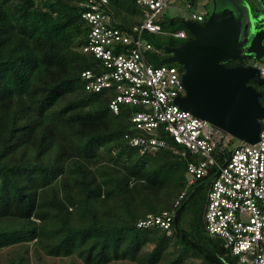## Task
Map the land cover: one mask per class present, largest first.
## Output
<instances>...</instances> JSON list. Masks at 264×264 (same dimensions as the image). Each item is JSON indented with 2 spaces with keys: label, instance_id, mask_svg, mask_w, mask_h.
<instances>
[{
  "label": "trees",
  "instance_id": "obj_1",
  "mask_svg": "<svg viewBox=\"0 0 264 264\" xmlns=\"http://www.w3.org/2000/svg\"><path fill=\"white\" fill-rule=\"evenodd\" d=\"M107 1L112 28L130 33L142 22L136 0ZM84 3L0 0V264H238L204 230L205 195L188 205L208 186L187 185L198 157L162 128H137L140 105L114 114L112 93L85 90L81 73L98 61L81 51L91 29ZM162 28L186 30L178 18ZM164 37L149 40L155 67L185 42ZM254 88L264 107V84ZM155 136L165 146L141 153ZM163 212L175 215L170 237L137 227Z\"/></svg>",
  "mask_w": 264,
  "mask_h": 264
},
{
  "label": "built area",
  "instance_id": "obj_2",
  "mask_svg": "<svg viewBox=\"0 0 264 264\" xmlns=\"http://www.w3.org/2000/svg\"><path fill=\"white\" fill-rule=\"evenodd\" d=\"M176 1L136 0L142 22L129 33L110 26L107 0H85L87 10L82 18L91 29L82 52L98 61L96 72L81 73L85 90L112 93L108 107L114 114L121 104L142 106L131 118L137 128H162L176 144L196 155L198 160L187 167L188 186L198 180L208 181L202 214L206 234L220 240L238 264H264V118L259 119L260 133L255 144L240 142L224 155L227 135L175 104L176 98L184 95L181 74L175 66L155 67L149 62L150 53L156 50L144 35L186 39L185 30L162 28V22L174 19L165 17L163 11ZM184 4L189 10L194 5L189 1ZM189 19L201 22L203 14L191 13ZM259 71L264 78V68L259 67ZM142 143L141 139L133 140L134 146ZM163 146L165 142L155 136L140 152L154 153ZM218 155H223L222 161ZM184 195L183 192L179 200ZM173 219V212L148 215L137 227L155 226L170 237Z\"/></svg>",
  "mask_w": 264,
  "mask_h": 264
},
{
  "label": "water",
  "instance_id": "obj_3",
  "mask_svg": "<svg viewBox=\"0 0 264 264\" xmlns=\"http://www.w3.org/2000/svg\"><path fill=\"white\" fill-rule=\"evenodd\" d=\"M227 1L237 9V16L225 9L216 13L214 4L203 25L183 21L192 38L177 47H166L164 51L171 56L163 63L182 66L184 96L175 100L181 110L253 145L259 139L264 107L259 102L261 93L247 83L263 85L264 78L257 67L225 64L234 59L260 62L264 58V29L252 23L249 41H240L242 12L236 1Z\"/></svg>",
  "mask_w": 264,
  "mask_h": 264
},
{
  "label": "rangeland",
  "instance_id": "obj_4",
  "mask_svg": "<svg viewBox=\"0 0 264 264\" xmlns=\"http://www.w3.org/2000/svg\"><path fill=\"white\" fill-rule=\"evenodd\" d=\"M186 1H190V2L192 1L194 3L193 8L191 10L186 8V5L184 4ZM218 1H219V6L216 10V13L220 12L223 8H225V10H232V8L234 7V5L231 2H228L227 0H218ZM234 1L237 2L238 6L239 5L247 6L248 3L256 2L255 0H234ZM211 6H212V0H177L176 3L172 4V7H168L163 11V15L167 18L173 17V18H178L179 20H184V19H189L191 17V13L202 14L203 12H210ZM155 37H158L160 41L165 42V37L162 35H154V36L147 35V34L144 35V39H148L150 41H153V40L155 41L156 40ZM166 64L173 65L172 62L164 63L161 65H166ZM256 66L264 68V58L260 62L256 63ZM227 142H229V144ZM239 143L240 142L237 139L227 135L226 141L224 142V147L228 149V151H230L232 148H234ZM203 191L201 190L200 192H197L193 196V198L188 201V205H191L193 201L200 196V194L201 196L203 195V197L204 195L206 196V190L204 192ZM198 229L202 230V225L200 223L198 224Z\"/></svg>",
  "mask_w": 264,
  "mask_h": 264
},
{
  "label": "flooded vegetation",
  "instance_id": "obj_5",
  "mask_svg": "<svg viewBox=\"0 0 264 264\" xmlns=\"http://www.w3.org/2000/svg\"><path fill=\"white\" fill-rule=\"evenodd\" d=\"M255 1H256L255 3H253V2L248 3L247 6H245V5H239L238 6V7H240L241 12H242L241 32H240V41H242V42H244V40L247 42L249 41V39L251 37L250 29H251L252 23L255 26H261L262 25V28L264 29V0H255ZM214 4H215V12H216V10L219 6V1L218 0H212V6L210 8V11L213 8ZM223 9H225V8H223ZM231 11L233 12V14L235 16H237L238 12H237V9L235 7H233ZM220 12H218V13H220ZM209 13L210 12H203L204 17H203V20L201 22H195V21H191V22L203 25V23L205 22L206 16ZM245 26H246V29L244 28ZM191 38H188V35L186 37V39H191ZM247 42H245V44H247ZM177 46H179V45L169 46L168 48H174ZM170 56H171L170 53L165 52L164 59H167ZM232 61H234V62H232ZM256 63H258V62H256L254 59H244L243 61H239L238 59H234V60L228 61L225 65H226V67H235L238 65H243L244 67H247V66H256ZM247 85L254 88V86H256L257 84L253 83L252 81H248ZM257 86H262V85H257Z\"/></svg>",
  "mask_w": 264,
  "mask_h": 264
},
{
  "label": "clouds",
  "instance_id": "obj_6",
  "mask_svg": "<svg viewBox=\"0 0 264 264\" xmlns=\"http://www.w3.org/2000/svg\"><path fill=\"white\" fill-rule=\"evenodd\" d=\"M190 2V1H189ZM192 3V2H191ZM194 4V3H193ZM203 14V13H202ZM203 17H204V14H203ZM187 19H184L183 21H186ZM187 21H193V20H190V19H188ZM195 22H197V21H195ZM186 29V28H185ZM188 31H186V33H187ZM188 35V34H187ZM192 37V36H191ZM185 41L186 40H189V39H184ZM81 51H82V48H81ZM173 63V62H172ZM177 64V63H176ZM166 65H169V64H166ZM170 66V65H169ZM172 66V65H171ZM254 67H257V68H259L258 66H254ZM183 73V72H182ZM181 74V73H180ZM182 75V74H181ZM102 92H107V91H102ZM99 93H101V92H99ZM184 96V95H183ZM182 97V96H181ZM133 106V105H132ZM135 106H139V105H135ZM141 108H142V106H141ZM141 110V109H140ZM172 139V138H171ZM172 141L174 142V140L172 139ZM174 144H176L175 142H174ZM177 146H179V147H181L180 145H178V144H176ZM182 148V147H181ZM183 149V148H182ZM182 155H184V154H182ZM188 178V177H187ZM187 185H188V182H187ZM195 185V184H194ZM193 186V185H192ZM189 187H191V186H189ZM161 215V214H160ZM174 220H175V215H174V219H173V222H174Z\"/></svg>",
  "mask_w": 264,
  "mask_h": 264
}]
</instances>
